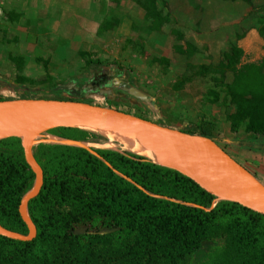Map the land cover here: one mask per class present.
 <instances>
[{
  "label": "trees",
  "instance_id": "obj_1",
  "mask_svg": "<svg viewBox=\"0 0 264 264\" xmlns=\"http://www.w3.org/2000/svg\"><path fill=\"white\" fill-rule=\"evenodd\" d=\"M157 1L137 0L145 11L149 34L171 22L168 14L158 10ZM225 1L250 5L257 0ZM158 5L164 8L165 0H159ZM6 16L14 22L20 15L9 11ZM255 22L264 39V14H258ZM117 25V18L107 19L99 27L100 34ZM172 34L179 41L184 40L179 31L173 30ZM185 43L191 51L196 50L194 45ZM184 50L181 45L174 46L179 54H185ZM242 56L243 51L236 44L231 45L223 55L225 63L220 64L222 75L232 74L231 82L224 86L235 108L229 116V129L232 133L243 131L264 137V60L241 63ZM9 60L16 67V83H34L20 75L22 57L10 56ZM86 64L101 65L90 61ZM200 69L206 71L204 66ZM8 99L13 98L0 97V101ZM214 129V122L201 120L195 131H181L213 139ZM47 133L82 142L87 138L86 131L71 127ZM91 150L97 157L73 146L36 145L33 155L43 172V185L37 197L29 201L27 210L37 234L30 242L0 236V264H185L203 243L220 233L226 236L225 247L215 250L208 264H264V215L234 202L218 201L189 178L141 155ZM33 181L21 140H0L3 227L27 234L18 206ZM54 204L68 206L70 211L66 215L51 211L49 206ZM81 225L90 231L77 232Z\"/></svg>",
  "mask_w": 264,
  "mask_h": 264
},
{
  "label": "rangeland",
  "instance_id": "obj_2",
  "mask_svg": "<svg viewBox=\"0 0 264 264\" xmlns=\"http://www.w3.org/2000/svg\"><path fill=\"white\" fill-rule=\"evenodd\" d=\"M126 1L132 4L130 0H109L110 21L117 18L118 12L127 14L129 9L123 4ZM178 2L179 0H174V4ZM18 3V0H0V97H47L82 101L141 116L178 130L195 131L201 120L212 121L217 126L216 134L212 135L213 140L234 161L252 175L255 174L252 167L236 158L231 150L226 151L225 143L222 142L225 137L224 130L226 134H232L229 129V116L235 108L224 88L225 84L231 82L232 74L224 72L222 75L220 64L225 63L223 55L229 52L230 46L236 41L234 35H229L233 25L231 21L217 15H244L248 11L245 5L208 0V39L202 38L206 42L196 50L188 49L184 40L179 41L170 30L149 34L148 22L138 19L129 34L119 27L108 34L100 35V43L95 44L92 50L66 53V66L58 65L47 70L44 68L45 59L40 58L43 63L38 64L39 73L32 70L34 83L18 86L15 85L16 67L9 61V57L20 54L21 41L16 24L8 21L6 16L9 11L22 15L20 11L11 8ZM258 14H264V0L252 2V13L249 15ZM256 17L251 18L253 26ZM167 27L171 28L172 24ZM175 45H181L185 54L175 52ZM161 58L167 59V62L155 61ZM260 60H264V55L244 52L240 62ZM87 61L99 62L101 65L89 67ZM10 64L14 65L13 68ZM201 66L206 67L205 72H202ZM96 72H105L106 75L92 86L90 83L86 84ZM78 129L86 131L85 143L88 147L119 152L126 150L118 142L111 143L104 132ZM41 138L58 139L47 132ZM35 152L36 146L33 149V153ZM49 207L51 211L63 215L70 211L68 206L54 204ZM88 230L90 228L81 225L77 232ZM225 241V234L220 233L217 238L203 243L185 264H208L210 255L217 249H223Z\"/></svg>",
  "mask_w": 264,
  "mask_h": 264
},
{
  "label": "water",
  "instance_id": "obj_3",
  "mask_svg": "<svg viewBox=\"0 0 264 264\" xmlns=\"http://www.w3.org/2000/svg\"><path fill=\"white\" fill-rule=\"evenodd\" d=\"M82 126L129 133L140 131L148 146L158 155L159 163L155 164L189 178L218 201L234 202L264 215V184L234 161L213 139L87 102L15 98L0 101V140L12 137L21 140L24 160L34 175V183L18 206L27 234L17 233L0 224V236L20 242H30L36 237L37 230L27 206L42 188L43 172L34 158V146L40 143L73 146L97 157L85 142L41 138L51 129Z\"/></svg>",
  "mask_w": 264,
  "mask_h": 264
},
{
  "label": "crops",
  "instance_id": "obj_4",
  "mask_svg": "<svg viewBox=\"0 0 264 264\" xmlns=\"http://www.w3.org/2000/svg\"><path fill=\"white\" fill-rule=\"evenodd\" d=\"M18 1V5L11 6L22 13L18 20L14 21L21 41L20 54L14 56L24 59L20 75L32 80V70L39 73L38 64L43 63L40 58L45 59L47 70L58 65L66 66V53L92 50L95 44L100 43L98 40L100 35L108 34L119 27L129 34L136 20L147 21L145 11L137 0H130L132 4H129V1L122 2L129 9L127 14L118 12V25L100 34L99 27L110 16L109 0ZM222 1L240 3L248 8L244 15H217L233 24L229 35H234L236 46L243 51V54L250 52L264 55V39L258 33L256 22L254 26L251 25V18L258 16L249 15L252 13V3L248 5L240 1ZM165 2L168 8L164 7V11L158 5L159 0L156 4L158 10L162 9L163 14L169 15L171 22L162 24L158 31L150 34L155 35L167 30L172 33L176 30L183 35V42L201 48L203 42H206L202 41V38L208 39V0H179L177 4H174V0H165ZM170 24L172 27H167ZM237 35L239 38L236 37ZM12 66L14 65L10 64L11 68ZM42 73L44 74V71ZM100 74L106 75L105 72ZM92 79L93 76L86 84H91ZM15 85L26 86L20 83ZM216 132L217 126L212 135ZM224 133L222 142L225 143L226 151L231 150L236 158L252 167L255 178L264 184V137L243 132L228 135L225 130Z\"/></svg>",
  "mask_w": 264,
  "mask_h": 264
},
{
  "label": "bare ground",
  "instance_id": "obj_5",
  "mask_svg": "<svg viewBox=\"0 0 264 264\" xmlns=\"http://www.w3.org/2000/svg\"><path fill=\"white\" fill-rule=\"evenodd\" d=\"M80 128L90 129L97 132H104L107 137L111 140V143L118 142L121 146H124L126 150L137 155H141L153 161L154 163H159V158L156 151L152 147L148 146L146 138L140 131L129 133L124 131L109 130L96 127L89 128L82 126Z\"/></svg>",
  "mask_w": 264,
  "mask_h": 264
},
{
  "label": "flooded vegetation",
  "instance_id": "obj_6",
  "mask_svg": "<svg viewBox=\"0 0 264 264\" xmlns=\"http://www.w3.org/2000/svg\"><path fill=\"white\" fill-rule=\"evenodd\" d=\"M103 75L100 74V72H96L93 74V79L91 81V86L94 85L95 83H97V81H99V79L102 77ZM105 76V75H104Z\"/></svg>",
  "mask_w": 264,
  "mask_h": 264
},
{
  "label": "built area",
  "instance_id": "obj_7",
  "mask_svg": "<svg viewBox=\"0 0 264 264\" xmlns=\"http://www.w3.org/2000/svg\"><path fill=\"white\" fill-rule=\"evenodd\" d=\"M93 98H95V99H100L99 97H93Z\"/></svg>",
  "mask_w": 264,
  "mask_h": 264
}]
</instances>
